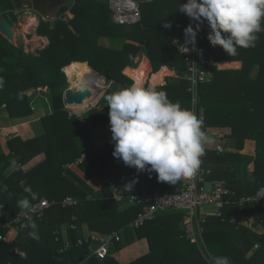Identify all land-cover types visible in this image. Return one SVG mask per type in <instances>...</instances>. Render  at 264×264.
Returning a JSON list of instances; mask_svg holds the SVG:
<instances>
[{"label": "trees", "instance_id": "obj_1", "mask_svg": "<svg viewBox=\"0 0 264 264\" xmlns=\"http://www.w3.org/2000/svg\"><path fill=\"white\" fill-rule=\"evenodd\" d=\"M22 1L0 0V13L21 6ZM68 2H74L71 10L74 17L65 21L63 16L69 10ZM34 3L39 11L45 7H59L62 17L54 25L42 23L39 26L37 35L48 38L49 45L39 49L37 54L26 53L24 44L16 46L0 34V77L4 81L0 88V109L5 107L11 119H26L34 114L28 93L47 89L51 111L42 117L43 134L27 141L12 138L7 143L9 153L0 143V188L7 185L8 189L7 192L0 190V222L11 223L23 210L18 201L28 195L24 192L25 187H31L39 194V199L31 200V205L44 199L52 202L68 197L80 203L68 208L55 205L46 212L44 219L33 218L38 225L39 241L29 237L30 229L23 227L26 221L21 223L12 244L0 242V264H120L113 255L136 239H147L151 252L130 264H208L209 259L217 256H227L232 264H264V233H260L264 229V204L247 205L244 210L237 205L228 207L224 221L210 219L204 226L201 248L185 237L182 213L168 212L139 229H132L129 226L140 208L116 201L108 180L107 168L110 167L125 193H131L132 188L127 187L128 179L118 165L119 160L112 155L114 142L102 143L103 148L98 150L92 144L93 128L110 127L105 97L135 82L124 73L127 68H138L135 60L139 54L148 57L153 73L168 66L179 76H186L184 58L174 43L181 31L176 25L185 24L188 17L179 12V5L186 1L142 3L141 23L124 26L113 21L109 0L107 3L34 0ZM5 15L15 19L12 14ZM165 24L171 26L165 27ZM207 35L205 32L199 35L200 46L205 52L227 54L219 46H210ZM257 35L259 39L255 47L238 49L243 62L241 70L217 72L212 82L200 86L207 124L213 117L225 123L229 120L230 142L234 148L241 149L246 140L257 144L256 157L227 151L223 154L207 152V157L202 160L203 168L212 172L209 179L225 181L235 193V201L255 196L258 188L264 186V32ZM118 38L126 40L121 50L104 43L105 39ZM74 65L87 67L91 79L100 78L111 86L99 104L94 103V109L79 117L70 115L64 100L69 88L64 69ZM254 68L258 71L253 76ZM187 88L185 79H174L155 89L165 91L170 100L190 109ZM41 155H45V159L25 171L24 167ZM84 156L87 158L75 170L68 168ZM250 164H254L252 171L249 170ZM127 168L139 179L138 186L148 190L157 185L170 190L177 186L159 181L155 172ZM77 171L87 178L98 177L100 191H95ZM242 215L253 216L259 227L237 230L231 219L241 220ZM72 226L76 228L72 229ZM64 227L68 228L67 235ZM113 232H120L123 240L103 260L91 257L89 244L60 253L62 240L56 242V236L67 237L75 245L79 239L92 233L110 235ZM256 246L257 250L254 249Z\"/></svg>", "mask_w": 264, "mask_h": 264}, {"label": "clouds", "instance_id": "obj_2", "mask_svg": "<svg viewBox=\"0 0 264 264\" xmlns=\"http://www.w3.org/2000/svg\"><path fill=\"white\" fill-rule=\"evenodd\" d=\"M179 12L197 22L195 29L191 24L185 28L186 43L195 45L200 25L206 21L210 46H219L229 56L237 55L238 49L255 47L257 34L264 32V0H187L179 5ZM3 83L0 77V88ZM105 100L114 142L113 157L137 172H155L159 181L171 185L196 174L205 147L214 140L203 130L194 110L173 102L163 90L139 83L120 88ZM133 183L127 187L130 189ZM0 190L7 192V185ZM24 192L28 195L18 201L26 210L23 227L30 229V238L39 241L38 225L29 214L31 200L39 199V194L31 187H25ZM262 198L264 186L256 192V199ZM208 264L232 262L227 256H217L209 259Z\"/></svg>", "mask_w": 264, "mask_h": 264}, {"label": "built area", "instance_id": "obj_3", "mask_svg": "<svg viewBox=\"0 0 264 264\" xmlns=\"http://www.w3.org/2000/svg\"><path fill=\"white\" fill-rule=\"evenodd\" d=\"M187 2V0H185ZM109 8L112 12L113 21L120 26L136 25L141 23L140 5L135 0H109ZM10 13L14 16L17 22L32 18L36 20L33 27H39L40 24L55 23L58 19L51 15H44L37 11L33 5L25 3L22 8L12 9ZM0 13V19L2 18ZM62 20V19H61ZM66 20V18H65ZM196 23L189 17L185 24H178L177 29L180 31V36L176 37L174 43L176 44L180 54L184 58L186 66L185 80L188 82L187 92L191 99V108L202 121V128L206 134L213 138L214 143L205 147V154L201 157L204 160L207 157V152L214 151L222 154L227 151L226 137L219 132L210 131L207 124V113L205 108L201 105L200 86L209 81L211 62L207 57V53L200 46L199 35L202 32L203 23L200 25V30L196 37L195 45L186 43L184 30L190 24L195 29ZM184 25V26H183ZM126 74V71L125 73ZM133 80V79H132ZM146 87V83L144 85ZM38 91H42L39 89ZM30 97V96H29ZM108 142V141H107ZM104 144H100L96 149H102ZM86 157L76 164L68 165L69 169L78 167ZM212 172L210 169H205L202 166L198 169L196 174L190 178L178 181L177 186L173 189H167L161 185L155 186L152 190H148L144 186H134L131 193L126 194L123 187L118 182H111L110 187L113 192V197L118 202H125L127 206H136L140 208L136 219L129 227L132 229H139L150 221H154L157 216L168 213L178 212L183 214V229L185 237L193 244L200 245L199 238L204 232V226L210 219L225 220V210L228 207L239 206L244 210L247 205L264 204V198L259 201L255 196L242 197L238 201L233 199L235 193L228 187L223 180H210ZM80 202L68 197L63 201H49L44 199L38 203L32 204L29 214L33 218L39 220L44 219L46 212L55 205H61L65 208L77 206ZM210 207L212 210L207 211ZM26 210L20 211L16 218L11 223L0 222V242L12 244L17 237L18 226L26 221ZM256 220L253 216H241V220L231 219V223L240 229L242 227L250 228ZM72 226V229H75ZM7 231V233H3ZM59 249L60 253H64L74 246H84L89 244L91 257L95 256L99 259H106L117 243L122 242V234L120 232H113L110 235H102L99 233H92L84 239H79L77 244H72L71 241L64 237L61 239L56 236V242H61ZM256 248H258L256 246Z\"/></svg>", "mask_w": 264, "mask_h": 264}, {"label": "crops", "instance_id": "obj_4", "mask_svg": "<svg viewBox=\"0 0 264 264\" xmlns=\"http://www.w3.org/2000/svg\"><path fill=\"white\" fill-rule=\"evenodd\" d=\"M96 1L100 2V3H105V2L107 3L108 0H96ZM153 1L154 0H142L141 2H139V5H141L142 3H145V2L151 3ZM25 3L33 5V7L37 11H39L38 7L34 3V0H24V1H22L21 6H16V7L12 8V9L22 8V6ZM66 4H67V2H66ZM68 5H69V10L63 16L64 20L66 18L65 21H68L69 19H73V17H74L73 14L71 13V10H72V8L74 6V2H72V4L70 2H68ZM44 9H46V12L45 11H39V12L44 14V15H51V16H53V17L55 16L57 18H61L62 17V16L59 15V10H60L59 7L55 8V9H49L48 7H45ZM11 10L7 11L5 14H11L10 13ZM1 14L3 16H6L4 13H1ZM58 20H60V19H58ZM15 22H17V21L15 20ZM55 23H50V24L54 25ZM17 24H18V22H17ZM180 24H182V23H180ZM12 27H13L14 31L16 32L15 26L12 25ZM32 28H34V27H32ZM209 31H210V29H209L208 24L207 23H203L202 32L209 33ZM22 35L23 34H21V36ZM15 39H16V34H15ZM15 39H14V41H15ZM24 39L26 40L25 41L26 45L24 43H22V44H24L25 52L28 53V54H37V51H38V50H35V47L32 48V50H30V46H28L29 44L30 45L31 44H36V42L40 41L41 43H44V46H42V49H44L46 46L49 45L48 38L41 37V36L37 35V30H36L35 35L32 37V40L27 41V38H25V37H24ZM14 41L11 42V43H14ZM104 43L106 45L114 46L116 49H120L121 50L124 47V45L126 44V40L123 39V38H118V39H115V40L105 39ZM14 44L16 46L19 45V44H16V43H14ZM30 52H32V53H30ZM206 53H207L208 59L211 62L210 74H209L210 78H209V81H208L209 83L214 80V78L216 77V73L217 72L239 71L243 67V62L241 60L242 58L240 56V53H238L235 56H229L228 54H221V53H215V52H209V51H207ZM135 63L138 64L139 66H138L137 69H134L133 71H136V70L139 71V70L144 68L149 73L148 79L146 80V82H145V79H144V82L142 84L144 86L145 85L144 83H146V87L157 88V87H160V86H166L170 80H174V79H182V80H184L185 79V76L184 77L179 76L177 74V71H175L173 69H170L168 66H164V67L161 68V70L159 72L153 73V69H152V65L150 63V60L144 54H139V56L135 60ZM128 69L132 70V68H127L125 71L127 72ZM257 71H258V68H254L252 75L253 76L256 75ZM87 75L89 76V73ZM152 76H153V82L154 83L152 82V79H151ZM157 81H160V83L159 84H155V83H157ZM134 83H138V81L135 80ZM37 92H41V91H38V90L37 91H33L32 92L33 95L30 96L31 101H32L31 105H32L33 110H34V114L32 116L26 118V119H21V120L11 119L9 114H8V111L6 110L5 107L0 109V143H1L3 149H4V151L6 153H9L8 148H7V143L12 138L20 137L24 141H27V140L34 139L37 135L43 134L42 117L47 113L46 112L47 110L50 109V111H51V103L48 106V102H47L45 107L43 106L44 109L42 108L43 113H41L40 112L41 108L39 107V105L40 104L41 105L45 104V102L43 101L42 97H43V95L44 96L47 95V94L49 95V92H48L47 89H43L42 90L43 95L42 94L38 95ZM99 93H100V95L102 94L100 92V90H99ZM98 98H100V97H98ZM98 98H97V100H98ZM215 98H217V97L215 96ZM67 107L68 106H66V109H67ZM228 121L229 120H227L226 123H225L224 121H221V119H216V117H213L209 121L208 127H209L210 131H212V132H219V133H222V134L225 135V137L227 139L226 145H225V147L227 148V152L238 153L240 155H244V156H248V157H256L258 148H257V144H256L255 141L246 140L244 142V144H243L241 149H237V148H234V147L231 146L230 139H231V135H232V130L230 128V123ZM91 134H92L91 136H92V140H93L92 144L95 146V148L97 147V145H100L102 143H106L107 141L110 143V141H112V133L110 131V127L107 128V129H103L101 127L93 128L91 130ZM95 148H94V150H95ZM209 152H214V151H209ZM102 153H103V151H102ZM214 153H216V152H214ZM216 154H218V153H216ZM44 159H45V155L38 156L37 158L32 160L27 166L24 167L25 171L33 168L34 166H36L37 164L42 162ZM118 165H119L120 169L122 170L123 174L129 180V182L135 181V183L132 184V187L139 185V179H137L136 177H134L131 174V172L129 171L127 166H125L120 160H119V164ZM76 168H74V170ZM109 169H110V167L107 168V174H108V180L111 183V182H114L113 181L114 180L113 179L114 175L111 173V171ZM249 170L250 171L254 170V164H250L249 165ZM78 173H80V176L83 177L84 180L87 183H89L92 187H94L95 191H100L101 182H100L98 177L93 176V177L87 178L81 172H78ZM115 182H117V181H115ZM119 184L121 185V183H119ZM255 226L259 227L258 225L253 223L251 225V227L248 228V229L254 228ZM182 227H183V224H182ZM245 228H247V227H245ZM63 231H64V234H66V235L68 234V228L67 227H64ZM85 232L88 233L86 230H85ZM203 233H202V236L199 238L200 245L195 244L199 248H201V242H202L201 238H203ZM260 233L263 234L264 233V229H262V231L260 230ZM182 238H183V236H182ZM254 249L257 250L258 248L255 247ZM150 252H151L150 242L147 239H142V240L136 239V241L133 244H130L127 247L123 248L122 250L116 252L113 255V257L120 264H130L133 261L148 255Z\"/></svg>", "mask_w": 264, "mask_h": 264}, {"label": "bare ground", "instance_id": "obj_5", "mask_svg": "<svg viewBox=\"0 0 264 264\" xmlns=\"http://www.w3.org/2000/svg\"><path fill=\"white\" fill-rule=\"evenodd\" d=\"M36 20L34 18L30 19L29 22L24 26V30L28 32V30L32 29V27L36 24ZM65 73L68 74V78L70 81V84L77 89L82 88H88L92 91L93 96L91 98H88L85 100L82 104H75L70 106L74 107V114L80 115V112L82 111L81 105H90L93 104L97 98L99 97L100 93L99 90L101 89L100 83L103 81L100 78L91 79L88 74V68L81 65H74V66H68L64 69ZM128 76L133 77L136 81H138L139 84H143L144 79L147 75L146 69H141L139 71H131L127 73ZM131 78V79H133ZM133 79V81H135ZM145 84V83H144ZM84 109V108H83ZM85 111V110H84Z\"/></svg>", "mask_w": 264, "mask_h": 264}, {"label": "rangeland", "instance_id": "obj_6", "mask_svg": "<svg viewBox=\"0 0 264 264\" xmlns=\"http://www.w3.org/2000/svg\"><path fill=\"white\" fill-rule=\"evenodd\" d=\"M137 3H139V2H141L142 0H135ZM43 11H45L46 12V9H43ZM8 18L10 19V21H11V23H12V25L13 26H15V29H16V32H15V34H16V39H15V41H14V43H16V44H22V43H24L25 44V39H24V37L25 38H27V41H30V40H32V37L35 35V33H36V30H37V27H34V28H32V29H30V30H28V32H26L25 30H24V26L29 22L27 19H23L22 21H20V22H18V24H17V22H15V19H13L12 17H9L8 16ZM21 34H23L22 36H21ZM26 45V44H25ZM28 46H30V50H32V48H34L35 47V50H39V49H42V46H44V43H41L40 41L39 42H36V44H29ZM30 53H32V52H30ZM137 66H139V65H137ZM131 71H133V69L132 70H130V69H128V71L126 72V74L127 73H129V72H131ZM65 72V71H64ZM66 74V73H65ZM66 76H67V78H68V74H66ZM148 77H149V73H148V71H147V75H146V77H145V82H146V80L148 79ZM131 78H133V77H131ZM130 78V79H131ZM104 79V78H103ZM134 79V78H133ZM105 80V79H104ZM68 81H69V78H68ZM160 83V81H157V83H155V84H159ZM100 85H101V89H100V92L102 93L99 97L100 98H98V100H96L95 102H100V100H101V98H102V96H103V93H104V91L106 92L111 86L110 85H107V83L106 82H102V83H100ZM75 91H77V88H74L71 84H70V81H69V88H68V90H67V92L65 93V95L67 94V93H69V92H75ZM33 91H30L29 93H28V96H32L33 95V93H32ZM38 93V95L39 94H42L43 95V92L41 91V92H37ZM35 94V93H34ZM41 95V96H42ZM43 101L45 102V104H40L39 105V107L41 108V113H43V111H42V108L44 109V107H45V105H46V103L48 102V106L50 105V103H51V99H50V95H43ZM65 100V99H64ZM94 102V103H95ZM99 102H98V104H99ZM94 103L93 104H90V106L88 105H85V103H84V105H81L82 106V111L80 112V115L82 114V115H84V114H86L87 115V113L91 110V109H94L95 108V106H94ZM97 104V105H98ZM97 105H96V107H97ZM44 106V107H43ZM67 106V105H66ZM47 107V106H46ZM74 107L75 106H69V109L70 110H68V112L70 113V115L72 116V115H75L74 114ZM84 108V109H83ZM85 110V111H84ZM46 112H50V109L49 110H47ZM43 115V114H42ZM76 116H78V115H76ZM79 117V116H78ZM42 129H43V125H42ZM43 133H44V129H43ZM103 153L105 154V152L103 151ZM78 172V171H77ZM110 173V172H109ZM113 181H117V182H119V183H121V181L119 180V178L118 177H116V176H114L113 177ZM128 182H129V180H128ZM129 183H131V182H129ZM207 211H211L212 209L210 208V207H208L207 209H206ZM261 231H262V229H261Z\"/></svg>", "mask_w": 264, "mask_h": 264}, {"label": "water", "instance_id": "obj_7", "mask_svg": "<svg viewBox=\"0 0 264 264\" xmlns=\"http://www.w3.org/2000/svg\"><path fill=\"white\" fill-rule=\"evenodd\" d=\"M0 33L10 42H13L15 39V31L12 27L11 22L6 16H2V18L0 19ZM100 76L102 77V75ZM126 76L128 75L126 74ZM128 77L130 78V76ZM105 93L106 92L104 91L102 98L104 97ZM92 96H93V93L88 88L77 89V91L75 92L67 93L64 96L65 102L68 106L67 109L70 110L69 109L70 105L82 104L85 100H87L88 98H91ZM81 115H78V116H81Z\"/></svg>", "mask_w": 264, "mask_h": 264}]
</instances>
